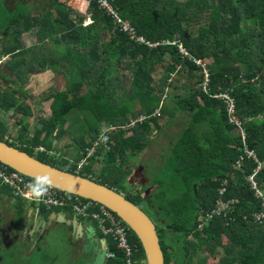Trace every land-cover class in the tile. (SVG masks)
I'll use <instances>...</instances> for the list:
<instances>
[{"label":"trees","instance_id":"trees-1","mask_svg":"<svg viewBox=\"0 0 264 264\" xmlns=\"http://www.w3.org/2000/svg\"><path fill=\"white\" fill-rule=\"evenodd\" d=\"M34 1L0 18V56H11L7 67L15 77L8 86L11 78L0 74V109L31 113L22 98L31 74L54 70L66 84L48 95L52 115L34 140L22 138V146L10 143L1 121L0 140L120 192L134 172L131 159L147 150L155 128L163 129L160 121L169 125L182 113L188 122L163 161L165 177H151L148 186L159 191L148 197L144 189L122 194L142 209L144 200L156 209L166 264H264V222L254 216L264 211V196L258 198L248 180L255 164L247 160L242 170L235 169L243 142L227 122L225 103L201 91L200 66L183 57L177 46L165 44L181 41L193 57L208 60L211 91L229 92L235 100L249 147L263 166L256 181L264 194V0H110L121 22L97 0H50L47 6ZM88 18L93 23L85 26ZM192 22L197 34L188 28ZM127 24L131 31L123 29ZM29 32L35 33L37 45L27 49L22 42ZM139 36L160 45L150 47ZM156 110L162 111L160 118L131 125ZM78 117L89 123L76 139L78 161L50 156L51 139L64 137ZM105 131H110L107 139L78 172V163ZM41 145L48 147L38 153ZM96 162L101 164L98 172ZM224 181L227 198L237 202L226 217L212 216ZM111 240L117 257L108 264H126V255ZM131 241L137 249L134 264H148L133 230Z\"/></svg>","mask_w":264,"mask_h":264},{"label":"crops","instance_id":"crops-1","mask_svg":"<svg viewBox=\"0 0 264 264\" xmlns=\"http://www.w3.org/2000/svg\"><path fill=\"white\" fill-rule=\"evenodd\" d=\"M34 2V0H1L0 18L10 17L18 10L20 5L29 6L34 4ZM28 36L33 38L35 33L29 32L24 35L22 43L27 49L37 45V41L34 44L29 43L30 40L28 39L30 38H28ZM3 38L0 34V40ZM0 60V74L11 78L8 86L10 84H15V82L12 81L15 77L10 73L11 69L7 67L8 63L13 59H11V56H0ZM51 76L50 70L30 75V81L24 88L25 96L22 98L32 107L33 110L29 111L31 112L29 113L31 116H35L40 106L42 107L45 102L44 100L33 102L32 95L36 93L33 92V88L28 84L31 82L30 84L33 85L34 81L39 83L40 81L44 83L51 82ZM57 77L66 81L63 76ZM1 78L0 76V79ZM1 80L3 81L4 79ZM30 89L32 93L29 94ZM35 106L38 110L34 109ZM13 112L14 116L12 117L11 115ZM156 112L157 110L152 113L153 115L150 117L160 118L162 116V111L161 116H154ZM15 113L16 110L9 112L0 109V121L4 124L2 133L10 143L16 142L18 146H22L21 143H24L21 141L22 138L26 142L34 140L35 136L39 135L40 130L43 128L42 125L33 126L35 133H31V123L34 120L31 121L29 114L24 112H19L22 114L21 117L24 116V118L17 116L15 119ZM51 115L52 114L42 121L43 127V122L48 120ZM162 121L163 120L160 121V124ZM187 122L188 117L180 113L176 116L175 121H170V125L172 130L182 131ZM161 126L163 127V124H161ZM155 130L156 131L152 134V142L144 153H147V156L150 155V157H153L155 161H160V159L163 161L162 158L166 155L158 150V145L154 142V135L158 133L159 129L155 128ZM170 137H172V139L174 138L172 134H170ZM66 138L64 139L63 148L61 149L58 147V143H60L59 141H61V139L59 137H53L51 139V150L53 151L48 150L47 153L50 156L52 155V157L54 156L55 159H68L74 163L78 161V153L64 148H75L78 150V143L76 140H74V142ZM170 146L174 147L173 141ZM47 147L46 145H41V147L36 148V150L39 153L41 148ZM55 155L59 158L55 157ZM135 171V176L138 179H143L142 182L144 184H146L147 180L151 177L148 175L149 173L145 163L137 170L135 169ZM146 187L148 186L146 185ZM0 207L2 210L0 227L2 254L0 264H108L109 258L107 254L111 251L110 245L112 240L102 232L96 222L78 218L69 208H48V206L43 203L14 197L11 190L7 187L2 192ZM156 221L158 225L161 224L159 219Z\"/></svg>","mask_w":264,"mask_h":264},{"label":"built area","instance_id":"built-area-1","mask_svg":"<svg viewBox=\"0 0 264 264\" xmlns=\"http://www.w3.org/2000/svg\"><path fill=\"white\" fill-rule=\"evenodd\" d=\"M100 6L104 9H107L115 18L117 22H121L122 18L116 11V9L111 5L110 0H97ZM131 28L130 24H127L123 27L125 31H129ZM131 31V30H130ZM131 33V32H130ZM137 34V32H134ZM138 41L149 45L150 47L159 46L160 43H153L148 41L145 37L139 36ZM166 45H173L179 48L180 53L183 57L188 60H192L196 65L202 68L203 81L200 84L201 91L205 93L210 98H215L221 100L226 105L227 112V122L229 125L234 126L240 133L242 139V147L239 155V159L235 165L236 170H242L247 160L255 164L253 174L248 177V180L251 183V187L255 190V194L261 193L260 188L256 181V176L262 170V163L258 160V155L255 150L249 147L247 142V132L244 127V121L237 115V106L235 100L230 95L229 92H217L213 93L211 91V74L208 62L205 60L196 59L193 57L191 52L183 45L181 41H172L167 40ZM1 62V60H0ZM154 116H161V110H157ZM150 116L142 115L139 118L132 120L131 125L137 126L138 124L145 123ZM110 131L102 132L101 137L94 143L93 148L86 152V158L79 165L80 168H84L86 160L90 159L97 153L99 146L107 139ZM41 151H45V148H41ZM35 181H39L35 178L28 177L8 165L0 162V206L2 201V186H7L11 189L14 197L21 199H28L34 202L43 203L48 208H69L71 209L78 218L87 219L93 222H96L102 232L110 239L117 244L118 248L124 252L126 255V264H134L133 257L137 249L131 241V227L121 219L115 212L110 210L105 205H102L96 201L84 199L81 196L74 195L62 190H59L50 185L48 191L41 197L35 198L26 195L28 193V185L32 184ZM228 194V182L224 181L221 187L218 190V196L215 201V207L212 211V216H227L228 212L234 208L237 200L227 198ZM264 209V208H263ZM256 222H264V211L254 215ZM2 221V210L0 207V227ZM2 254V245H1V234H0V260ZM109 259H115L117 257L116 253L109 251L107 254Z\"/></svg>","mask_w":264,"mask_h":264},{"label":"water","instance_id":"water-1","mask_svg":"<svg viewBox=\"0 0 264 264\" xmlns=\"http://www.w3.org/2000/svg\"><path fill=\"white\" fill-rule=\"evenodd\" d=\"M0 162L28 177L47 180L51 186L59 190L105 205L139 236L147 253L148 264H166L156 222L124 194L91 178L45 163L2 140H0Z\"/></svg>","mask_w":264,"mask_h":264},{"label":"rangeland","instance_id":"rangeland-1","mask_svg":"<svg viewBox=\"0 0 264 264\" xmlns=\"http://www.w3.org/2000/svg\"><path fill=\"white\" fill-rule=\"evenodd\" d=\"M49 1L50 0H42V5H46L47 6ZM181 1H189V0H181ZM0 4H1V0H0ZM78 11L77 10H74V13L77 14ZM82 15L83 16L84 15L87 16V13L84 12V10H83ZM0 17H1V15H0ZM75 19H76V16H75ZM92 23H93V20L90 19V18H88L85 21V26H88V25H90ZM195 26H197V24L195 22L194 23L192 22L191 24H189L188 28L191 31L194 30L195 33L197 34L199 28L198 27H195ZM247 26L248 27H252L253 24L252 23H249V24H247ZM28 38H30L28 40H30L29 43H31V44H34L37 41L36 38H35V36L33 38L30 37V36H28ZM206 62H208V60H206ZM50 74L52 75L50 77L51 78V82L44 83L43 81H40V83H39V82L34 81L33 82V85L30 84L31 82L28 84L29 86H31L33 88V90H34L33 92L36 93V94H33L32 95L33 96V102L35 103L36 101L38 102V101H42V100H44V102H45L42 105V107L40 106V109L35 114V116H31L29 114V116H30L29 118H31V121L34 120L31 123V129H32L31 133H35V129H33V126H41L42 125V128H43L42 121L46 117H49L50 114H52V109H51V103L52 102L47 100L48 95L51 92H53L54 90H57V89L58 90H61V89H64L65 88L66 82L63 81L62 79H60L59 77H57V73L54 70H50ZM32 77H33V75H32ZM183 82H184V80L182 81V83ZM3 87H4V91H5L6 90V87L5 86H3ZM1 92L3 93V89H2ZM30 93H32L31 89L29 90V94ZM34 109L35 110H38V108H36V106H35ZM21 115L22 114H20L19 112L16 111V113H15V119L17 118V116H19L20 118H24V116L21 117ZM11 116L12 117L14 116V112L12 113ZM88 124L89 123H86V121H85L84 118L78 117V122L74 123L73 125H71L69 127L70 130L67 132V134H65L64 137H60L59 136V138L61 139V141H59L60 143H58V147L61 148V149L63 148L64 139L66 137H67L66 139H71L72 141L76 140L78 137H81V135L86 130L85 128L86 127H89ZM161 124H163V129L159 130L158 133H156L154 135V137H155L154 142L158 145V150H160L161 153H163L164 155H166V156H163V158H162L163 161H164L169 156L168 153L172 149V147L170 146L171 143H172V141H173V145L177 144L178 137H179L178 133L180 131L179 130H172L171 125L170 124L168 125L167 122H166V120H163L161 122ZM155 131L156 130H154V132ZM170 134H172V136L174 137L173 139H172V137H170ZM203 134H205V136L208 135L207 132H205ZM128 136H131V134H129ZM196 137L198 138V135ZM64 149L71 150V151H76V153H78V155H79V150H77L75 148H64ZM54 153L57 154L56 152H54ZM59 155H60V153H59ZM146 156H147V153H144V154H140L138 156H135V157H133L131 159L130 170L131 171H134V172H133V174L129 175L128 180L126 179V181L123 183V187H124L123 190L125 192H127V191H137L138 192V191L144 189L143 190L144 195L146 197H148V196H151L154 192H158L159 191V189L156 186H154L153 184L150 187H148V188H146V185L149 186L151 184V182H152L151 181V177L154 178V176H157V175H159L161 177L163 175L164 169H166V161H165V164L162 167L163 161L161 159H160V161H155V159L153 157H150V155H148L147 157ZM55 157H58V156L55 155ZM58 160H63V159H58ZM83 160L84 159H82L81 162L78 163V165H80ZM85 163L88 165L89 161L86 160ZM143 163H145L147 165V169H148V173H149V174L148 173L147 174L149 175V177L151 176L150 178L148 177L149 178L148 179L149 181L147 180V183L146 184H144L142 182L143 179H141V178L138 179L135 176V174H136L135 169L137 170L141 165H143ZM87 165H85V167L83 169L79 167L78 168V172H80V173L83 172V170H85V168L87 167ZM100 168H101L100 162H96L95 163V169L97 170V172L100 170ZM126 168H128V166ZM162 177H165V175H163ZM162 181H163V178H162ZM124 191H120V192L126 194ZM257 196H258V198H261L262 196H264V194L262 192L261 193L259 192V193H257ZM171 197H173V194H172ZM142 207L152 217L153 220H156L157 219L158 215L156 213V209L152 208V206L149 204L148 201L144 200V202L142 203ZM199 220H203V216H200ZM225 241H226V239H225Z\"/></svg>","mask_w":264,"mask_h":264},{"label":"clouds","instance_id":"clouds-1","mask_svg":"<svg viewBox=\"0 0 264 264\" xmlns=\"http://www.w3.org/2000/svg\"><path fill=\"white\" fill-rule=\"evenodd\" d=\"M27 187L28 193H26V195H29L30 197L39 198L48 191L50 184L47 180H39L33 182L32 184H29Z\"/></svg>","mask_w":264,"mask_h":264}]
</instances>
